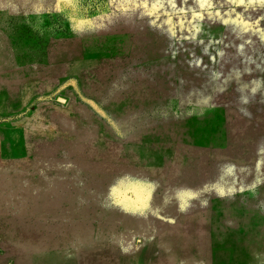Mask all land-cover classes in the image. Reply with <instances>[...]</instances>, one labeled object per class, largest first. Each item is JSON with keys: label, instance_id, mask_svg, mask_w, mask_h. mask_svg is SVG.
<instances>
[{"label": "rangeland", "instance_id": "1", "mask_svg": "<svg viewBox=\"0 0 264 264\" xmlns=\"http://www.w3.org/2000/svg\"><path fill=\"white\" fill-rule=\"evenodd\" d=\"M0 231V264H264V4L0 0Z\"/></svg>", "mask_w": 264, "mask_h": 264}, {"label": "crops", "instance_id": "2", "mask_svg": "<svg viewBox=\"0 0 264 264\" xmlns=\"http://www.w3.org/2000/svg\"><path fill=\"white\" fill-rule=\"evenodd\" d=\"M0 232H2V231H0ZM2 236H3L4 238H6V239H7V237H9V236L7 235V232H4Z\"/></svg>", "mask_w": 264, "mask_h": 264}, {"label": "snow or ice", "instance_id": "3", "mask_svg": "<svg viewBox=\"0 0 264 264\" xmlns=\"http://www.w3.org/2000/svg\"><path fill=\"white\" fill-rule=\"evenodd\" d=\"M241 2H243V0H241ZM250 2H251V0H250ZM259 2L261 3V4H264V0H259ZM147 5H145V7H146Z\"/></svg>", "mask_w": 264, "mask_h": 264}]
</instances>
